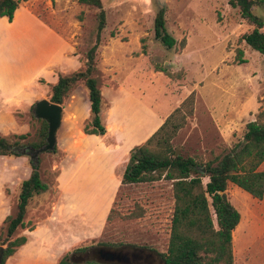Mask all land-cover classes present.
Returning a JSON list of instances; mask_svg holds the SVG:
<instances>
[{"label":"rangeland","instance_id":"1","mask_svg":"<svg viewBox=\"0 0 264 264\" xmlns=\"http://www.w3.org/2000/svg\"><path fill=\"white\" fill-rule=\"evenodd\" d=\"M227 1L100 0L105 26L96 50L95 76L101 94V120L105 119L110 101L116 105L112 118L119 117V106L123 105L126 96L125 93H111L118 88L137 89L135 98L147 101V105L162 119L192 93L191 115L185 118L183 126L170 139L172 153L206 162L221 156L240 141L245 124L255 120L258 111L264 108V66L263 58L239 40L252 27L241 19L237 9L227 5ZM21 6L29 8L33 15L55 31L73 36L72 56L77 59L78 65L76 68L68 65L62 72L70 73L81 68L84 54L94 40L97 10L79 5L75 0H19L18 7ZM159 9L165 11V32L176 41L168 50L153 37L152 20ZM251 11L261 19V32L264 33V4L253 6ZM4 32L0 29V41L13 37L10 34L4 37ZM181 40L186 45L183 54V49L179 48ZM31 43L30 40L11 39L1 46L2 54L16 67L17 51L34 57ZM236 49L242 51L245 63L233 64ZM0 59L4 61L2 55ZM46 60L47 54L41 53L27 72L20 70L22 75L15 83L17 88L21 82L27 84L21 91H28L30 86L32 88L35 72L37 76L46 77ZM155 68L164 69L166 75L160 72L154 74ZM1 87L9 90L7 84ZM48 89L46 82L39 77L35 89L38 100L44 97L47 100ZM129 101L134 103L132 99ZM32 104L5 106L0 103L1 137L11 142L13 135L27 134L22 142L35 140L39 123L32 115ZM64 105L68 111L67 120L73 119V114L79 117L85 114L87 100L81 83L69 92ZM131 116L126 123H134L136 115L132 113ZM145 121L141 122L137 131L142 130ZM73 130V124L65 125L67 133ZM101 143L112 141L106 137ZM90 146L96 149L98 143ZM53 148L54 152L40 153L36 158L39 160L40 181L46 190L28 200L23 217L26 226L45 221L51 207L57 203L59 193L55 188V165L62 154L57 150L56 141ZM33 153L27 152L30 157ZM28 162L27 156L0 157L1 175L14 179L11 183L6 182L1 189L10 213L14 212L19 183L29 174ZM76 164L69 163L67 171ZM87 165L85 161L78 175ZM259 169L264 171V161ZM119 174L116 172V176ZM202 181L205 183L206 179ZM98 186V183L90 185L88 191L81 193L77 206L78 222L71 223L70 231L67 227L69 222H65L64 211H61L68 206L67 198L63 196L53 220L44 224L41 239L26 234V229L15 233L14 236L24 234L29 242L23 254V264H58L64 255L73 264H96V248L120 245L142 247L156 254L165 252L173 204L170 182L161 179L152 183L118 186L107 221L106 217L100 219L105 205L99 204ZM225 195L238 211H249V214L239 212L241 219L249 218L245 234L249 239L238 237V225L231 245L233 264H264V193L261 200H255L236 187L227 185ZM87 206L96 211L93 222H82ZM9 263L16 264V261L10 260Z\"/></svg>","mask_w":264,"mask_h":264},{"label":"trees","instance_id":"2","mask_svg":"<svg viewBox=\"0 0 264 264\" xmlns=\"http://www.w3.org/2000/svg\"><path fill=\"white\" fill-rule=\"evenodd\" d=\"M75 1L97 10L94 40L84 54L81 68L70 73H57L55 82L48 84L47 101L61 106L69 92L81 83L86 94L88 114L81 131L85 135L104 139L107 133L100 117L101 94L95 76V56L100 33L105 26V15L100 0ZM18 3L19 0H0V18L11 22ZM262 4L264 0L227 1V5L237 9L241 19L252 27L239 40L263 58L264 66L263 24L251 11L253 6ZM164 12V9H159L153 17V37L161 46L171 49L176 41L164 30ZM183 46L184 41L181 40L179 48ZM243 63L242 51L236 49L233 64ZM155 71L166 75L164 69L155 68ZM192 104L193 94L190 93L143 143L129 150L119 186L152 183L161 179L170 182L173 204L166 249L163 254H158L162 264H233L231 232L239 225L241 216L229 203L225 190L228 184H232L253 199L261 200L263 197L264 172L258 167L264 161V108L258 111L255 120L245 124L240 141L221 156L201 162L192 157L174 155L169 145L185 118L191 115ZM36 121L39 126L32 142H22L27 134L13 135L11 142L0 136V157L18 158L40 149L45 143L46 123ZM28 164L30 171L19 183L14 212L6 215L0 224V264H4L25 243L24 236H14L18 230L33 229V225L26 226L23 222L25 207L29 199L46 190L39 177V160L29 159ZM203 179H206L205 183ZM110 213L111 210H108L105 221ZM66 258L64 255L58 264H73Z\"/></svg>","mask_w":264,"mask_h":264},{"label":"crops","instance_id":"3","mask_svg":"<svg viewBox=\"0 0 264 264\" xmlns=\"http://www.w3.org/2000/svg\"><path fill=\"white\" fill-rule=\"evenodd\" d=\"M17 12H19V14L16 16ZM0 29H4V37H7L8 34L13 35L12 38L0 41V55H2L4 58V61L0 59V103L5 106H13L20 103L30 105L31 103H34L36 100H38L35 89L37 88V80L39 77L43 79L48 86V84H53L55 82L57 73L65 74L62 72L64 67L72 65L76 68L78 65L77 59L72 56L74 44L73 36H70L69 34H61L55 31L49 25L43 23L35 15H33L29 8L24 6L17 7L11 22H7L5 18H0ZM14 38L20 39L21 41L30 40L32 42L30 47L34 49V57H29L27 53H20V51H17L15 55V58L17 59L16 67L11 61H8L7 56L2 54L3 49L1 48L4 42ZM185 47L186 45L183 46V51L181 54L185 52ZM41 53L42 55L47 54V60L44 63V70L46 71L47 76H37V72H35V75H33V82H35V84L32 85V88L30 86L28 91H21L22 88L27 84H23V82H21L18 84L19 88H17V84L15 83L22 75L20 70L27 72V70L30 69V66L33 65V60H37ZM132 72L133 74L135 73L134 71ZM154 74H157V72ZM14 80L15 82L13 83L12 81ZM6 84L9 86L8 91H5L1 87V85ZM135 92H137V89H135V91H131L129 88H118V90L111 91V93L114 94L125 93L126 96L123 101V105L119 106V117L116 119L112 118V115L116 110V105L113 104V101H110L105 119L102 121L107 133V137L111 138L112 143H101L103 141L102 138L93 135H85L82 133V124L88 117L86 110L87 108L85 109V114L82 117L71 114L73 119L67 120L66 115L68 111L66 112L67 108H64L65 105L63 100V103L61 104V121L55 133L57 150L62 154L59 162L57 165H55V188L59 193L58 200L57 203L51 207L47 219L45 221L36 222L31 231L26 230V234L30 235L31 237H35L36 239L42 238V235L45 231L44 224L49 222V220H53L60 207V199L63 196L67 198L66 201L68 202V206L66 209H61V211H64L63 219H66L65 222L68 221L70 223L67 225V227H69L68 231H70L73 226L71 223L73 222L76 224L78 222L77 217L79 210L77 206L78 202L81 201V193L88 191L90 189V185H94L96 183H98V190L100 191L99 204L101 203V205H105V208L100 216V219L104 220L112 203L114 192L119 186L121 177L120 175L122 174L129 150L133 146L143 143L164 120L157 115V111L155 112L151 106L147 105V101L145 102L135 98L137 94ZM41 99H45V97ZM129 99H132L134 103L129 101ZM135 101L138 103H135ZM132 113L134 116L136 115V120L132 124L129 122L126 123V121H129L128 117H132ZM106 118L107 122H105ZM144 119L147 121H145L144 125L142 126V130L137 131V127L141 125V122L144 121ZM69 123L74 125V130L72 133H67L65 131V125ZM95 143H98V148L93 149L90 145H94ZM85 161L88 163V165L84 169L83 173L78 175L80 170L83 168ZM73 162H76L77 164L70 171H67L69 163ZM258 170L261 171L259 167ZM116 172L120 174L116 176ZM10 178L11 180L4 178L0 173V224L3 218L10 214V209L7 206L6 198L1 193V189H4V185L7 184L6 182L11 183L14 181L12 177ZM88 207L89 206H87L86 209L87 214L84 216L81 215L83 216L82 222H91L94 213H96V211L94 212L93 207ZM234 209L237 211L238 215L239 212H247L249 214L248 210L238 211L236 208ZM239 221L240 220H238L237 223L239 224L237 233L238 237H244L245 240L249 239V237L245 236L246 229L249 226V218L247 220L244 217L241 219L240 223ZM242 221L243 226L240 227ZM49 224H52V222ZM23 236L25 237L24 234ZM28 246L29 242L25 240V243L19 247L15 253L8 258L7 261H5V264H10V260H15L16 264H23V254L25 253V249Z\"/></svg>","mask_w":264,"mask_h":264},{"label":"water","instance_id":"4","mask_svg":"<svg viewBox=\"0 0 264 264\" xmlns=\"http://www.w3.org/2000/svg\"><path fill=\"white\" fill-rule=\"evenodd\" d=\"M61 111V106L52 104L45 99H40L33 103L32 115L35 119L42 120L46 123V137L45 144L35 151L32 157L26 153L29 159L36 160L40 153L53 150L55 145V132L61 121ZM241 143L243 144L244 141L242 140ZM141 259H148L150 262L147 264H162L156 254L141 249H127L119 253L117 250L99 247L94 251V261L97 264L126 263L128 260L135 261Z\"/></svg>","mask_w":264,"mask_h":264},{"label":"flooded vegetation","instance_id":"5","mask_svg":"<svg viewBox=\"0 0 264 264\" xmlns=\"http://www.w3.org/2000/svg\"><path fill=\"white\" fill-rule=\"evenodd\" d=\"M106 248H109L111 250H117L119 253H121L122 251H125L127 249H132V250L133 249H141V250H145V251L152 252V253L156 254L155 252L148 250V249H145V248H142V247H130V246H126V245H120L118 247H106ZM156 255L159 258L158 254H156ZM159 260H160V262H162L160 258H159ZM149 262L150 261L148 259H141V260H135V261H131V260L129 261L128 260L126 263H117V262L115 263L114 262V264H147Z\"/></svg>","mask_w":264,"mask_h":264}]
</instances>
